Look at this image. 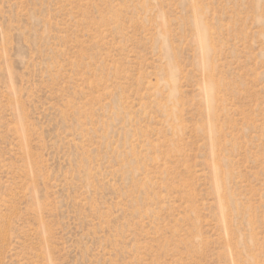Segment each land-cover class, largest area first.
I'll return each instance as SVG.
<instances>
[{"label": "rangeland", "instance_id": "374dc122", "mask_svg": "<svg viewBox=\"0 0 264 264\" xmlns=\"http://www.w3.org/2000/svg\"><path fill=\"white\" fill-rule=\"evenodd\" d=\"M0 264H264V0H0Z\"/></svg>", "mask_w": 264, "mask_h": 264}]
</instances>
